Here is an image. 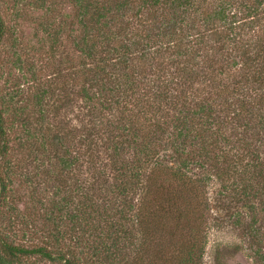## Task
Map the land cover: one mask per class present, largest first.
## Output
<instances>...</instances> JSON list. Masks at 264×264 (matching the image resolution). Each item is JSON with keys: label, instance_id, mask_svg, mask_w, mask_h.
<instances>
[{"label": "trees", "instance_id": "trees-1", "mask_svg": "<svg viewBox=\"0 0 264 264\" xmlns=\"http://www.w3.org/2000/svg\"><path fill=\"white\" fill-rule=\"evenodd\" d=\"M3 55L0 264H205L212 183L264 264V0H0Z\"/></svg>", "mask_w": 264, "mask_h": 264}, {"label": "rangeland", "instance_id": "rangeland-1", "mask_svg": "<svg viewBox=\"0 0 264 264\" xmlns=\"http://www.w3.org/2000/svg\"><path fill=\"white\" fill-rule=\"evenodd\" d=\"M7 20H9L7 18ZM30 15L20 21L16 30L22 37V41L29 44L38 45V38L35 33L38 32L36 25L31 23ZM10 23H12L10 21ZM4 59V55L0 56ZM76 111L70 109L67 112L66 121L70 127L76 124ZM219 185L212 183L209 188V196L214 208V215L218 220L212 221L209 232V242L206 248L204 258L205 264H256L250 256V250H247L249 244L245 242L241 233L233 226L230 218V212L227 214L220 210V203L217 202V193ZM22 208V207H21ZM233 213V212H232ZM41 264H48L41 262Z\"/></svg>", "mask_w": 264, "mask_h": 264}]
</instances>
